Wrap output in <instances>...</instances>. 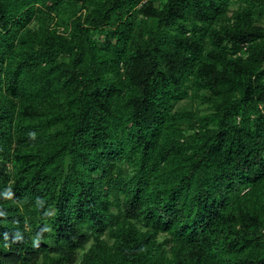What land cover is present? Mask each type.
Returning a JSON list of instances; mask_svg holds the SVG:
<instances>
[{"label":"trees","instance_id":"16d2710c","mask_svg":"<svg viewBox=\"0 0 264 264\" xmlns=\"http://www.w3.org/2000/svg\"><path fill=\"white\" fill-rule=\"evenodd\" d=\"M262 18L0 0V264H264Z\"/></svg>","mask_w":264,"mask_h":264},{"label":"rangeland","instance_id":"374dc122","mask_svg":"<svg viewBox=\"0 0 264 264\" xmlns=\"http://www.w3.org/2000/svg\"><path fill=\"white\" fill-rule=\"evenodd\" d=\"M236 7H237V4H232L230 6V10H229V14H228L229 16L233 13V11L236 9ZM260 24L264 25L263 18H262V21H260ZM190 106H193V107H196V108H200V109H203L204 108L203 106H201V105H199L197 103H194V102L191 103V101H184V102H182L180 104L179 108L180 109H182V108H190Z\"/></svg>","mask_w":264,"mask_h":264}]
</instances>
